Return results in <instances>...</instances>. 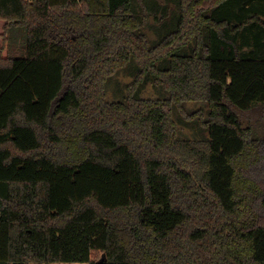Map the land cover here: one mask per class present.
Wrapping results in <instances>:
<instances>
[{
	"label": "trees",
	"instance_id": "16d2710c",
	"mask_svg": "<svg viewBox=\"0 0 264 264\" xmlns=\"http://www.w3.org/2000/svg\"><path fill=\"white\" fill-rule=\"evenodd\" d=\"M146 1L0 0V264H264V0Z\"/></svg>",
	"mask_w": 264,
	"mask_h": 264
},
{
	"label": "rangeland",
	"instance_id": "374dc122",
	"mask_svg": "<svg viewBox=\"0 0 264 264\" xmlns=\"http://www.w3.org/2000/svg\"><path fill=\"white\" fill-rule=\"evenodd\" d=\"M143 1V0H140ZM148 4L149 2L152 4V6L150 5V7H155L152 3L151 0H147L146 1ZM135 6L136 8H138L139 4H137L136 2ZM142 3V2H141ZM154 17L153 15H151L150 17V21L154 22ZM160 30V29H159ZM159 30H157L159 32ZM147 33L151 38H155L157 35V32H155L153 30V28H148L147 29ZM246 49V47L240 48V50H244ZM117 80L112 81L113 79H111L110 81H112L110 87H109V83L110 81H108V84L106 86L107 89V95L110 97H114V96H120L119 93L122 92V87H124V85L129 81L130 77L129 75H127L124 72H121L120 74H118L116 76ZM142 96L145 97H155V96H160L162 95V93L160 92V89H158V87L152 85L151 83H145L143 84V87H141L140 92H139ZM201 103H185L184 108L186 110L190 109H195L198 108ZM176 119L179 117V123H180V136L182 137H190V138H194V137H200L201 135H203V133L200 131V129L198 128L197 122L188 118V117H183L181 113H176L175 115ZM244 124H247L248 120L243 119ZM30 264H34V263H30ZM50 264H76V263H63V262H53Z\"/></svg>",
	"mask_w": 264,
	"mask_h": 264
},
{
	"label": "crops",
	"instance_id": "0c3cea01",
	"mask_svg": "<svg viewBox=\"0 0 264 264\" xmlns=\"http://www.w3.org/2000/svg\"><path fill=\"white\" fill-rule=\"evenodd\" d=\"M76 264H86V263H76Z\"/></svg>",
	"mask_w": 264,
	"mask_h": 264
},
{
	"label": "water",
	"instance_id": "95a60500",
	"mask_svg": "<svg viewBox=\"0 0 264 264\" xmlns=\"http://www.w3.org/2000/svg\"><path fill=\"white\" fill-rule=\"evenodd\" d=\"M103 258H104V255H103ZM103 258H102V259H103ZM42 264H44V263H42Z\"/></svg>",
	"mask_w": 264,
	"mask_h": 264
}]
</instances>
